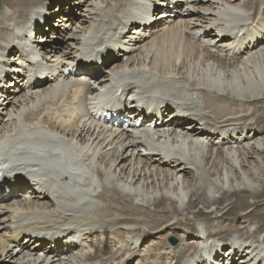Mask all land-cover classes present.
Returning <instances> with one entry per match:
<instances>
[{
  "label": "bare ground",
  "instance_id": "6f19581e",
  "mask_svg": "<svg viewBox=\"0 0 264 264\" xmlns=\"http://www.w3.org/2000/svg\"><path fill=\"white\" fill-rule=\"evenodd\" d=\"M32 48L46 76L31 84ZM99 57L112 63L101 76L79 69ZM0 88V264H145L129 242L100 254L108 235L134 232L186 264L264 260V0H0ZM109 91L162 103V128L101 123L102 99L109 118L119 102ZM207 124L225 128L221 147L205 143ZM13 221L29 241L57 234L58 251H74H30L3 237ZM178 227L191 233L172 246Z\"/></svg>",
  "mask_w": 264,
  "mask_h": 264
},
{
  "label": "rangeland",
  "instance_id": "374dc122",
  "mask_svg": "<svg viewBox=\"0 0 264 264\" xmlns=\"http://www.w3.org/2000/svg\"><path fill=\"white\" fill-rule=\"evenodd\" d=\"M181 8H183V6L180 5L179 8H177V10H178V9L180 10ZM85 9H86V8L83 7L81 11L79 10V12H84ZM111 65H112V63L109 64V65H106V64H105V66L102 68V70L104 71L105 69H108ZM20 199H21V198H20ZM20 199H19V200H20ZM11 202H13V200H12ZM177 233H178V232H175V233H173V234H174V235H177ZM140 235H141V237H140ZM130 236L133 237V239L137 237L138 240H140V239L142 238V233H141V232H139V233L134 232V234H133V235H130ZM130 236H129V237H130ZM171 236H172V234L170 233L167 237H165L166 241H168L169 238H170ZM172 237H173V236H172ZM107 240H108L111 244H113L112 241H111V239L109 238V236L107 237ZM154 240H155V239H154ZM154 240H152V241H154ZM141 242H142V241H141ZM141 242H140V243H141ZM148 244H151V242H147V241H146L145 243H143V245H142L141 248H140V253H142L144 256L146 255V250H147L145 247H146ZM107 247H108V244H107ZM104 248H105V245L103 246L102 250H103Z\"/></svg>",
  "mask_w": 264,
  "mask_h": 264
}]
</instances>
